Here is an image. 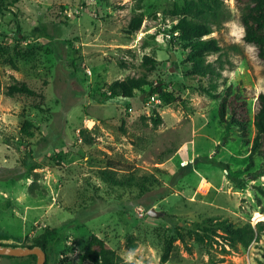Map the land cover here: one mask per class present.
I'll list each match as a JSON object with an SVG mask.
<instances>
[{"label":"rangeland","instance_id":"374dc122","mask_svg":"<svg viewBox=\"0 0 264 264\" xmlns=\"http://www.w3.org/2000/svg\"><path fill=\"white\" fill-rule=\"evenodd\" d=\"M135 1L10 0L0 13V170L23 174L0 180V242L27 247L49 229L48 264H84L92 234L135 264H162L169 242L166 264H264V235L234 248L213 226L264 220L263 159L248 167L250 146L221 126L208 93L239 87L253 116L264 92V64L242 39L236 1L224 0L227 20L210 35L223 48L208 57L218 78L192 74L173 33L171 11L187 0H144L131 33ZM145 56L156 61L149 81L163 104L148 105L152 86L104 101L110 84L146 70ZM13 78L36 95L7 96Z\"/></svg>","mask_w":264,"mask_h":264},{"label":"trees","instance_id":"16d2710c","mask_svg":"<svg viewBox=\"0 0 264 264\" xmlns=\"http://www.w3.org/2000/svg\"><path fill=\"white\" fill-rule=\"evenodd\" d=\"M235 1L244 30L242 39L244 43L254 47L257 58L264 64V0ZM143 2L144 0L135 1V13L128 27L131 33L138 32L144 22V16L141 12ZM9 3L10 0H0V13L6 11ZM171 13L174 20H177L173 33L178 32V34H181L182 39L186 42L184 47L188 52L186 63L192 68L191 73L194 75H209L214 78L220 77L218 70L208 62V57L223 50L220 41L215 37H210V35L214 32V29H221L227 20L228 14L224 0H187L183 7H176ZM0 54H4V50L0 49ZM2 63L10 64L17 70V66L10 57L5 58ZM149 63H156V61L145 56L142 63L146 67L145 71L139 75L127 76L123 80H116L110 84L101 95L103 100L108 101L119 96L133 98L136 93L143 91L148 86H152L153 88L149 95L157 96L162 100L163 104L162 87L153 86L149 81L151 73L150 68H148ZM13 81L6 89L5 94L7 96L33 97L36 95V91L27 83L17 81L15 78H13ZM208 93L214 100L219 101L218 119L221 126L236 128L242 138V142L250 146L251 156L248 167L253 168L255 166V158L257 156L263 159L257 174L264 176V92L257 97L253 116L250 104L239 87L229 86L223 94L215 93L214 91H208ZM251 123L255 128L253 140L250 139ZM31 128L32 123L25 122L21 129L22 133L32 136ZM22 177V172L18 170H0V180L21 179ZM213 224V226L224 232L221 237L229 246L234 248L241 246L244 249H248L252 244L261 241L264 235V220H258L255 224L247 222L238 227L227 221H217ZM52 235L53 232L47 229L35 243L27 247H40L48 253ZM0 244L5 243L0 242ZM172 251L173 244L169 242L161 256L162 264H166L169 261ZM27 258L37 260L34 255ZM83 258L92 264H135L132 261L123 259L107 245L104 239L96 234L91 235L83 252ZM48 262L49 257L47 254L46 264ZM60 264H65V261L62 260Z\"/></svg>","mask_w":264,"mask_h":264},{"label":"water","instance_id":"95a60500","mask_svg":"<svg viewBox=\"0 0 264 264\" xmlns=\"http://www.w3.org/2000/svg\"><path fill=\"white\" fill-rule=\"evenodd\" d=\"M174 58H176L174 56ZM149 215L152 217H160L163 215L162 212L156 211L155 208H152L149 211ZM36 256V264H46L47 252L40 247H23L15 246L12 244H0V256L15 257V258H24L29 256ZM84 264H92L89 261H85Z\"/></svg>","mask_w":264,"mask_h":264},{"label":"crops","instance_id":"0c3cea01","mask_svg":"<svg viewBox=\"0 0 264 264\" xmlns=\"http://www.w3.org/2000/svg\"><path fill=\"white\" fill-rule=\"evenodd\" d=\"M4 241V240H3ZM5 241H8V242H12V239L10 240H5ZM21 259H24V258H8V257H0V261H3L6 260V262L8 264H29L28 262L26 261H22Z\"/></svg>","mask_w":264,"mask_h":264},{"label":"built area","instance_id":"2783aa9c","mask_svg":"<svg viewBox=\"0 0 264 264\" xmlns=\"http://www.w3.org/2000/svg\"><path fill=\"white\" fill-rule=\"evenodd\" d=\"M147 103H148V105L154 104V105L161 106L162 100L155 95H151V96H149Z\"/></svg>","mask_w":264,"mask_h":264}]
</instances>
